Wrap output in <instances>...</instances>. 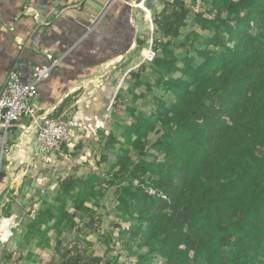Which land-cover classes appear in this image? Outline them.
Returning a JSON list of instances; mask_svg holds the SVG:
<instances>
[{"label":"trees","instance_id":"16d2710c","mask_svg":"<svg viewBox=\"0 0 264 264\" xmlns=\"http://www.w3.org/2000/svg\"><path fill=\"white\" fill-rule=\"evenodd\" d=\"M203 9L210 18L199 11L202 33L193 32L202 49L187 50L183 68L176 66L179 46L172 39L193 12L173 0L165 3L162 21L155 20L170 39L160 46L169 60L155 64L180 73L167 83L174 100L154 110L156 123L139 119L125 138L144 156L149 136L158 133L154 148L163 159L136 164L124 149L118 158L116 176L134 165L137 180L122 190L117 206L136 222L129 228L136 264H264V0H212ZM114 143L110 136L108 145ZM98 181L92 175L62 185L59 210H45L30 223L39 245L51 231L76 227ZM103 261L77 246L62 255V264Z\"/></svg>","mask_w":264,"mask_h":264},{"label":"crops","instance_id":"0c3cea01","mask_svg":"<svg viewBox=\"0 0 264 264\" xmlns=\"http://www.w3.org/2000/svg\"><path fill=\"white\" fill-rule=\"evenodd\" d=\"M129 1L137 6L125 0H0V79L19 70L22 82L31 83L33 69L50 65L51 55L58 65L39 85L38 114L52 112L70 123L107 121L125 89L122 74L133 71L139 48L155 33L152 13L159 0ZM29 125L25 118L13 127L5 144L0 134V153L5 146L9 166L0 176V219L17 220L26 213L23 189L36 183L42 165L34 156L40 155L36 130L23 129Z\"/></svg>","mask_w":264,"mask_h":264},{"label":"rangeland","instance_id":"374dc122","mask_svg":"<svg viewBox=\"0 0 264 264\" xmlns=\"http://www.w3.org/2000/svg\"><path fill=\"white\" fill-rule=\"evenodd\" d=\"M172 1L159 0V9L152 13L154 23L155 20L162 21L165 3ZM183 1L193 14L188 18L187 26L181 29L179 39H172L174 44L179 46L174 52L178 60L177 68H183L187 50L194 54L196 48L202 49L193 39V32L202 33L196 26L195 16L201 11L206 18H210L203 8L205 4L212 2ZM206 34L213 35L212 32ZM169 40L155 24V33L148 38L147 46L139 48L137 64L134 65L133 71L122 74L125 89H122L113 101L112 113L107 121L100 122L98 119L92 122L85 118L86 122L75 119L74 123H70L67 119H61L70 129V139L63 146L67 153L62 148L61 152L55 154H34L42 165L36 169V183L30 184L29 190L23 189L26 213L20 215V219L17 218L20 223L14 231V238L0 249V264H62L64 251L75 246L82 253L103 257L102 264L107 261L114 262L115 259L119 264H136L137 246L129 233L130 226L136 222L119 213L117 206L122 190L129 184H137V180L131 175L134 165H130L124 174L116 176L117 164L122 149L129 152L136 164L142 160L153 162L163 159V155L154 148L160 137L158 133L149 136L144 156L130 145L125 134L127 130H133L132 125L139 119L156 123L154 110L160 107L161 102L169 104L174 100V96L167 91V83L178 78L180 73L174 70L167 72V67H158L155 64L156 59L169 60L160 47ZM201 62L202 60L198 59L194 65L198 66ZM110 136L115 140L113 145H108ZM92 175L97 176L99 180L97 196L95 199L86 200L88 211L79 212L81 220H77L76 227L71 229L62 226L59 232L51 231L48 242L43 241L39 245L42 239L37 231L31 230L30 223L45 210L54 213L59 210L62 185L66 181L88 180ZM70 207L73 208V205L70 204ZM2 214L10 215L9 209H3ZM44 228L49 230L50 226Z\"/></svg>","mask_w":264,"mask_h":264},{"label":"built area","instance_id":"2783aa9c","mask_svg":"<svg viewBox=\"0 0 264 264\" xmlns=\"http://www.w3.org/2000/svg\"><path fill=\"white\" fill-rule=\"evenodd\" d=\"M131 7L137 6L135 2L125 0ZM50 65H40L32 71V82L23 83L19 70H13L6 79H0V134L3 135L4 144L11 129L20 124L25 118L30 119V125L23 127L29 133L33 128L35 131V151L41 155L55 154L61 152L63 146L70 139L68 124L57 118L52 112L38 114L40 109L36 108L35 100L39 96V85L50 77L58 65V61L51 55L48 56ZM8 154L5 146L0 153V176L8 171L9 166L4 165V158ZM155 194L153 190H148ZM9 221L10 226L7 233L3 234V222ZM19 219H0V246L7 244L14 238V231L19 225Z\"/></svg>","mask_w":264,"mask_h":264},{"label":"bare ground","instance_id":"6f19581e","mask_svg":"<svg viewBox=\"0 0 264 264\" xmlns=\"http://www.w3.org/2000/svg\"><path fill=\"white\" fill-rule=\"evenodd\" d=\"M9 226H10V225L6 224V225L3 227V231H2L3 234L8 232V230H9Z\"/></svg>","mask_w":264,"mask_h":264},{"label":"snow or ice","instance_id":"6c2138e0","mask_svg":"<svg viewBox=\"0 0 264 264\" xmlns=\"http://www.w3.org/2000/svg\"><path fill=\"white\" fill-rule=\"evenodd\" d=\"M141 6H143V5H141Z\"/></svg>","mask_w":264,"mask_h":264}]
</instances>
